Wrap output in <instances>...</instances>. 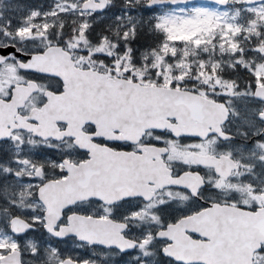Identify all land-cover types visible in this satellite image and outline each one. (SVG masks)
Segmentation results:
<instances>
[{
    "label": "snow or ice",
    "instance_id": "6c2138e0",
    "mask_svg": "<svg viewBox=\"0 0 264 264\" xmlns=\"http://www.w3.org/2000/svg\"><path fill=\"white\" fill-rule=\"evenodd\" d=\"M215 2L226 4L227 0ZM92 3L95 6L90 11L83 8L78 14L100 23L106 19L111 0ZM177 4L192 6L187 11L178 9L183 16L156 11ZM70 7L75 12L77 5ZM145 9L155 20L154 28L165 37L151 49L154 54L170 48L175 57L177 45H191L205 52L212 49L211 55L194 64L184 58L178 62L188 64V69L178 80L170 81V86L179 89L186 79L195 81L193 92L206 118L195 131H169L157 137L154 147L160 149V156L158 160L153 158L158 169L154 173H137L110 184L85 178L91 156L79 162L72 158L76 145L66 138V122L61 127L56 122L60 117L54 113L55 104L64 94L63 78L33 66L34 61L44 60L54 50H66L61 42L48 38L47 23L42 30L34 25L28 28V35L13 37L21 42L38 41L31 50L15 45L0 47V61L18 64L13 69L14 83L12 74L0 64V160L10 161L0 164V182L4 185L0 200L6 213L0 219V264H24L26 249L31 255L28 264H97L92 257L97 252L103 257L106 251L112 252V264H186L175 253L179 241L193 238L191 230L182 227L186 219L229 206L228 197L236 181L264 199V32L260 31L264 27V4L247 8L254 18L248 25L236 24L235 31L232 24H227L226 13L199 7L195 0H146ZM58 14L53 10L44 15ZM31 15L39 17L35 10ZM115 18L121 17L117 14ZM128 19L131 21V17ZM200 19L214 20L210 38L199 34L182 40L168 37V24ZM6 24L0 25V34L11 37V19ZM91 28L92 23L85 19L79 31L73 29L72 40L77 41V47L81 39L88 40ZM20 31L22 26H17L15 32ZM241 34L249 40L255 36V43L248 49L254 61L245 59ZM120 38L135 40L136 24H131ZM67 45L72 47L71 41ZM125 48L131 53L127 44ZM225 55L231 58L227 62ZM217 56L219 59L214 58ZM225 63L232 72L246 73L243 86L225 74ZM5 79L9 81L6 86ZM16 89L22 92L19 99ZM116 150L127 149L118 144ZM172 152L192 159L174 158ZM236 203L231 201L232 205ZM255 255V264H264V247Z\"/></svg>",
    "mask_w": 264,
    "mask_h": 264
},
{
    "label": "water",
    "instance_id": "95a60500",
    "mask_svg": "<svg viewBox=\"0 0 264 264\" xmlns=\"http://www.w3.org/2000/svg\"><path fill=\"white\" fill-rule=\"evenodd\" d=\"M33 66L45 69L49 67L43 60L34 61ZM90 90L86 93V101L80 105L83 108L84 105L100 103L101 97L104 99L102 94L94 89ZM104 93L115 110L124 111L108 120L120 122L126 129L130 128L131 132L153 125L160 116L177 119L178 126L173 129L174 132H191L198 129L200 121L206 116L202 107L194 105L186 97L149 87L143 88L127 81L117 85L108 84ZM15 95L19 99L21 90L16 89ZM54 113L57 116L61 114V107L55 104ZM194 120L196 124L193 123ZM191 218L185 220L182 227L199 237L202 234L209 241L187 238L179 241L175 253L186 264H251L253 254L264 242V209L255 214L248 213L241 217L235 215L223 220H217L210 211ZM180 235L183 237L182 232Z\"/></svg>",
    "mask_w": 264,
    "mask_h": 264
},
{
    "label": "rangeland",
    "instance_id": "374dc122",
    "mask_svg": "<svg viewBox=\"0 0 264 264\" xmlns=\"http://www.w3.org/2000/svg\"><path fill=\"white\" fill-rule=\"evenodd\" d=\"M67 2H62V3H54L52 4V7L49 11H38L36 9H25V8H21L19 7V13L21 15L20 21L21 22H26L23 24L22 27V31H20L19 33H17L16 37L19 36H26L28 35V28L32 27V26H36L38 28V30H42L43 26L45 23H47L49 25V28L52 27V24L63 14L69 15V14H73L71 12L72 8L70 7V4H76L80 2V0H66ZM135 0H131V2H134ZM233 3L237 4L240 3L242 0H240V2H237V0H232ZM264 4V3H261ZM199 7H203V8H207L209 10H217L219 13H226V21L227 24H232L233 25V31H235V25L236 24H243L241 21H243L246 18L253 19L254 16L252 13H250L249 11H247V8H255L256 5H249V6H244L240 8L239 12H236L232 9L226 8V9H222L219 7H210V6H199ZM62 8H68L67 12H63L61 11ZM181 8V7H179ZM179 8H176L174 10H168V11H158L160 14H164V13H174L177 16H183L184 13L178 11ZM185 11H187L189 8H184ZM35 10L39 13V17L35 18V19H40V21L32 23L33 20H35L31 13L32 11ZM56 11L57 13H59L58 15H44L45 13H50L51 11ZM22 12V13H21ZM128 17H131V21H129ZM138 15L137 13H133V15H127L124 14L123 16H121V19H124L125 22H127L126 24H122V26L120 24H118V30L119 32H124L126 29L130 28L131 24H135L136 22H133L134 20H137ZM117 20V19H116ZM154 20V18H153ZM155 21V20H154ZM32 23V24H31ZM215 27V23L214 20L213 21H208L205 19H200V20H196V21H186V22H182L180 24H168L166 26V32L169 38H173V39H184V38H190L195 34H199L201 36V38H210L211 33L213 31V28ZM218 31V29H217ZM16 34V33H15ZM77 43V41H76ZM102 51L101 48H99L96 52H104L105 54L109 52V48L108 46L106 47V50L103 48ZM159 54H154L152 51L148 52L146 55V61H147V65L148 67H150L151 69H155V74L156 76H161L162 79H164L168 84L170 81L173 80H178L184 73L187 72L188 69V64L186 63H179V61L182 60V58L184 59H188L190 57H196L198 55L201 56V58H207L209 55L212 54V49L209 47L208 51L205 52L202 49H193L191 45H188L187 47H184L183 45H177V51H176V55H175V60L171 61L170 64L168 66H161L164 59H165V53H168L167 57L171 56V49L170 48H164L163 50H158ZM195 52V55H193L192 53ZM166 57V58H167ZM193 58V60H190L193 62V64L195 63L196 58ZM200 58V59H201ZM216 59H219V57H214ZM225 58V56L223 57V59ZM121 65V66H120ZM115 67L116 69L120 70L118 73L122 74L124 73L127 68H129L127 61L124 62H117L115 63ZM122 67V68H121ZM4 68L6 69V67L4 66ZM174 69L176 71V73L174 75H171V70ZM9 74H12L13 78H14V74L12 72V70H8ZM132 72V70H131ZM136 74V73H135ZM138 75V74H136ZM8 80L5 79V86L7 85ZM13 81V79L11 80ZM0 164H10V161H5V160H0ZM248 187V186H247ZM0 189H2L0 187ZM15 190V189H13ZM244 189L242 188V191ZM250 190V189H249ZM240 201H243L242 199H240ZM243 204H252L254 202V199H250V200H245L243 201ZM2 207H1V212H0V219H3L6 216L5 211L3 210V203ZM0 235H3V233H0ZM31 259V255L30 252L26 249L25 250V260L26 262H28ZM256 260V258H255ZM95 261H97V263L99 264H112V255L108 253L105 254L103 257H101V255H99V258L95 259ZM131 264H139L138 261H131Z\"/></svg>",
    "mask_w": 264,
    "mask_h": 264
},
{
    "label": "flooded vegetation",
    "instance_id": "af4514ba",
    "mask_svg": "<svg viewBox=\"0 0 264 264\" xmlns=\"http://www.w3.org/2000/svg\"><path fill=\"white\" fill-rule=\"evenodd\" d=\"M8 43H6L5 45H7ZM17 48H22V47H20L19 45H15ZM74 55H72V56H70V57H73ZM79 60H80V58H75L74 57V66L75 67H79V68H83V66L84 65H81V63L79 62ZM9 64H12V65H10V66H16L17 67V65H14L11 61H9ZM63 88H64V86H63ZM26 106H30V103L28 104V105H26ZM61 125V127H65V125L64 124H60ZM81 129L83 130V132H84V134L85 135H87V136H91V135H94L95 134V128H93L92 127V125L90 126L88 123H83L82 124V127H81ZM156 134V133H155ZM164 134H167V133H164ZM110 139H112V140H110V141H108V142H106L105 140H104V138H96V139H94V138H91V140L92 141H94L98 146H100V147H103V146H105V147H107L109 150H111V151H117L116 150V148H117V145L118 144H123L125 147H126V151H121V152H124L125 154H133V157H134V161L136 162V163H139V161H141V162H143V160L145 159L144 158V153H146V151L147 150H145V148L144 147H147V146H150V145H152V146H154V144L157 142V137H156V135L152 138V139H150V140H148L147 138H146V135L145 136H142L141 137V139L136 143V144H130V143H124V142H118V141H116L115 139H113V138H110ZM71 141V140H70ZM72 142V141H71ZM25 147H27V145H25ZM169 149L171 150L172 149V147H173V145L170 143L169 144ZM137 149H140L141 150V152L140 153H138L137 152ZM74 151H73V155H72V158L74 159V160H76L77 162H79V160H81V159H87V154L86 153H84V152H80L77 148H74L73 149ZM172 155H173V157H176V158H187V159H192V157H190V156H187V155H185V156H183V157H181L180 155H178L177 153H175V152H172L171 153ZM143 155V156H142ZM127 162H129V161H127ZM130 162H131V159H130ZM129 162V163H130Z\"/></svg>",
    "mask_w": 264,
    "mask_h": 264
},
{
    "label": "trees",
    "instance_id": "16d2710c",
    "mask_svg": "<svg viewBox=\"0 0 264 264\" xmlns=\"http://www.w3.org/2000/svg\"><path fill=\"white\" fill-rule=\"evenodd\" d=\"M260 31L264 32V27L260 28ZM107 34L108 33H106L105 35L107 36ZM105 35H104V27L100 23L93 24L91 30L89 31L88 40L94 38V41L97 42L99 36L101 37V36H105ZM141 36L142 35L139 34L138 38L128 42V45L130 46L131 49H135L137 51L139 48H144V46H146V44H148V42L152 43V39L149 38L147 35H145V36L143 35L142 39H141ZM95 42H93V43H95ZM246 43L249 45V47L246 48V52L251 53V51H248V49H250L253 46V44L255 43V36H253L251 38V40L248 39L246 41ZM246 43L244 45H246ZM246 54H248V53H246ZM238 73L241 75L243 74L242 72H239V71L232 72V71L228 70V68H225V74L227 76H229L230 78L236 79L239 82L238 77H240V76Z\"/></svg>",
    "mask_w": 264,
    "mask_h": 264
},
{
    "label": "bare ground",
    "instance_id": "6f19581e",
    "mask_svg": "<svg viewBox=\"0 0 264 264\" xmlns=\"http://www.w3.org/2000/svg\"><path fill=\"white\" fill-rule=\"evenodd\" d=\"M111 28H113V27H111Z\"/></svg>",
    "mask_w": 264,
    "mask_h": 264
}]
</instances>
